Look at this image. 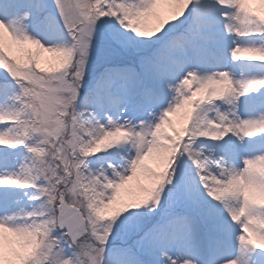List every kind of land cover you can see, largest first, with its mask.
<instances>
[{"label": "snow or ice", "instance_id": "1", "mask_svg": "<svg viewBox=\"0 0 264 264\" xmlns=\"http://www.w3.org/2000/svg\"><path fill=\"white\" fill-rule=\"evenodd\" d=\"M0 264H264V0H0Z\"/></svg>", "mask_w": 264, "mask_h": 264}, {"label": "rangeland", "instance_id": "2", "mask_svg": "<svg viewBox=\"0 0 264 264\" xmlns=\"http://www.w3.org/2000/svg\"><path fill=\"white\" fill-rule=\"evenodd\" d=\"M46 55V54H45Z\"/></svg>", "mask_w": 264, "mask_h": 264}]
</instances>
